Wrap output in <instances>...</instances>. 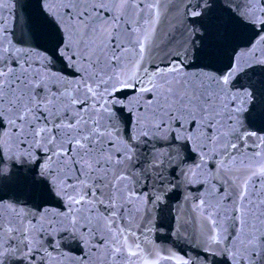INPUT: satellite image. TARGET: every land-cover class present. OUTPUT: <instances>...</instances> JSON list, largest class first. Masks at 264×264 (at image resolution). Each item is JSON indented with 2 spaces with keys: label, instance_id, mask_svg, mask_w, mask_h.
Masks as SVG:
<instances>
[{
  "label": "snow or ice",
  "instance_id": "6c2138e0",
  "mask_svg": "<svg viewBox=\"0 0 264 264\" xmlns=\"http://www.w3.org/2000/svg\"><path fill=\"white\" fill-rule=\"evenodd\" d=\"M16 3L0 264H191L153 239L173 195L197 260L264 264V0H35L23 22Z\"/></svg>",
  "mask_w": 264,
  "mask_h": 264
},
{
  "label": "water",
  "instance_id": "95a60500",
  "mask_svg": "<svg viewBox=\"0 0 264 264\" xmlns=\"http://www.w3.org/2000/svg\"><path fill=\"white\" fill-rule=\"evenodd\" d=\"M34 5L35 0H17L14 8L15 16L20 17L21 22H23V19L27 15L34 13ZM161 8L163 10L164 5H162ZM169 19H171V17H169ZM9 23L10 25L14 24V18H9ZM162 26L166 27V25L163 24ZM216 66L221 67L219 63ZM151 214L153 223L156 226L153 239L161 249L173 253L178 257L182 256L186 259H190L191 264H207V262L197 260V253L201 252V250L198 248L197 243L191 238L190 233L193 231L191 223L188 224V232L182 230L180 236L175 234L174 218L182 216L190 220L188 208L183 204L182 199L173 195L172 199L167 200L164 204L157 207ZM76 251L78 252V250Z\"/></svg>",
  "mask_w": 264,
  "mask_h": 264
}]
</instances>
